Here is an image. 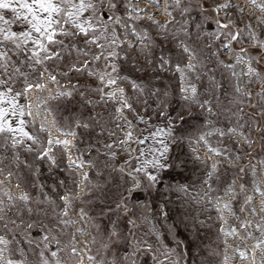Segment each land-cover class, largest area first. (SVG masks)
<instances>
[{
	"label": "snow or ice",
	"instance_id": "6c2138e0",
	"mask_svg": "<svg viewBox=\"0 0 264 264\" xmlns=\"http://www.w3.org/2000/svg\"><path fill=\"white\" fill-rule=\"evenodd\" d=\"M177 224L264 264V0H0V264H188Z\"/></svg>",
	"mask_w": 264,
	"mask_h": 264
},
{
	"label": "rangeland",
	"instance_id": "374dc122",
	"mask_svg": "<svg viewBox=\"0 0 264 264\" xmlns=\"http://www.w3.org/2000/svg\"><path fill=\"white\" fill-rule=\"evenodd\" d=\"M41 180H45L47 183H51V177L49 176L48 172H47V168L43 167L42 168V174L40 176ZM177 179H179V177H177ZM158 195V194H157ZM137 199H145L144 193L141 191L140 193L137 194ZM237 211H238V206H237ZM209 214H213L211 211L209 212ZM176 220V213L173 212L172 216L169 218L168 223H172ZM177 236L179 239L183 240L185 242V244L188 245V264H193V260H199L198 256H194L193 253L196 251V246H200L201 248H203L204 245H207L209 243L210 240L213 239V232L214 230L212 229H201V233H202V237H203V243H201V240L199 238L195 239L194 243H193V236L192 234L187 231L184 226L182 224H177ZM165 234H167L165 232Z\"/></svg>",
	"mask_w": 264,
	"mask_h": 264
},
{
	"label": "bare ground",
	"instance_id": "6f19581e",
	"mask_svg": "<svg viewBox=\"0 0 264 264\" xmlns=\"http://www.w3.org/2000/svg\"><path fill=\"white\" fill-rule=\"evenodd\" d=\"M257 207H258V202H257Z\"/></svg>",
	"mask_w": 264,
	"mask_h": 264
}]
</instances>
